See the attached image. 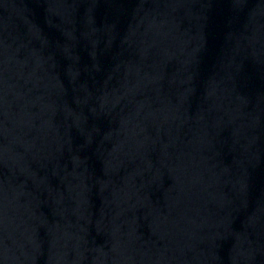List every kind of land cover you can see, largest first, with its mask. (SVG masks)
<instances>
[{
  "label": "water",
  "instance_id": "95a60500",
  "mask_svg": "<svg viewBox=\"0 0 264 264\" xmlns=\"http://www.w3.org/2000/svg\"><path fill=\"white\" fill-rule=\"evenodd\" d=\"M0 264H264V0H0Z\"/></svg>",
  "mask_w": 264,
  "mask_h": 264
}]
</instances>
